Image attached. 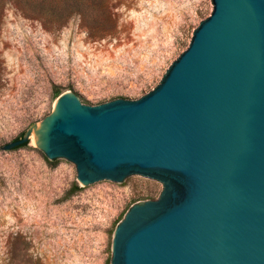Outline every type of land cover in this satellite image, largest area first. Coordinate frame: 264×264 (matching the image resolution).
<instances>
[{
	"label": "water",
	"instance_id": "water-1",
	"mask_svg": "<svg viewBox=\"0 0 264 264\" xmlns=\"http://www.w3.org/2000/svg\"><path fill=\"white\" fill-rule=\"evenodd\" d=\"M31 136L83 187L154 181L110 264H264V0H190L167 67L98 106L55 97L2 151Z\"/></svg>",
	"mask_w": 264,
	"mask_h": 264
},
{
	"label": "rangeland",
	"instance_id": "rangeland-1",
	"mask_svg": "<svg viewBox=\"0 0 264 264\" xmlns=\"http://www.w3.org/2000/svg\"><path fill=\"white\" fill-rule=\"evenodd\" d=\"M189 2L103 0V27L72 16L52 29L17 0H0V264H110L115 226L154 181L83 187L76 171L41 163L33 139L2 147L41 123L56 92L98 106L167 67ZM87 4L90 18L105 21Z\"/></svg>",
	"mask_w": 264,
	"mask_h": 264
},
{
	"label": "trees",
	"instance_id": "trees-1",
	"mask_svg": "<svg viewBox=\"0 0 264 264\" xmlns=\"http://www.w3.org/2000/svg\"><path fill=\"white\" fill-rule=\"evenodd\" d=\"M21 3L22 6L26 7L28 10H32L36 12L37 18L46 26L47 28L58 29L68 22L69 18L72 16H80L82 19V23L84 26H87L89 29H92L93 25H96L100 22V26H104V22L108 24V17L104 12L103 0H39L42 6V10L45 9V13L43 14L38 9H34V6L29 4L27 0H17ZM91 2L93 6L95 5L98 13L99 19L103 17L105 21H98L96 19L90 18L88 15V4L87 2ZM35 4V3H34ZM100 11H102L100 13ZM109 29H113V25L109 24ZM59 93H55V97H58ZM27 144L21 145L16 149H20L25 147Z\"/></svg>",
	"mask_w": 264,
	"mask_h": 264
},
{
	"label": "bare ground",
	"instance_id": "bare-ground-1",
	"mask_svg": "<svg viewBox=\"0 0 264 264\" xmlns=\"http://www.w3.org/2000/svg\"><path fill=\"white\" fill-rule=\"evenodd\" d=\"M33 139L34 140V136H31L30 140Z\"/></svg>",
	"mask_w": 264,
	"mask_h": 264
}]
</instances>
